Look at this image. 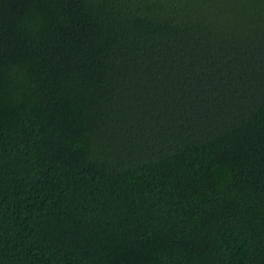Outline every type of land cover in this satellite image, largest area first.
<instances>
[{
  "label": "trees",
  "instance_id": "16d2710c",
  "mask_svg": "<svg viewBox=\"0 0 264 264\" xmlns=\"http://www.w3.org/2000/svg\"><path fill=\"white\" fill-rule=\"evenodd\" d=\"M0 264H264V0H0Z\"/></svg>",
  "mask_w": 264,
  "mask_h": 264
}]
</instances>
